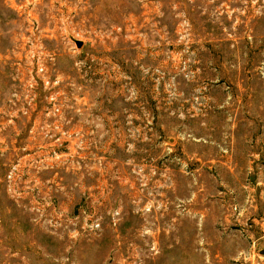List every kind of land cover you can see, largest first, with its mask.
Returning a JSON list of instances; mask_svg holds the SVG:
<instances>
[{"label":"rangeland","instance_id":"rangeland-1","mask_svg":"<svg viewBox=\"0 0 264 264\" xmlns=\"http://www.w3.org/2000/svg\"><path fill=\"white\" fill-rule=\"evenodd\" d=\"M262 251L264 0H0V264Z\"/></svg>","mask_w":264,"mask_h":264},{"label":"water","instance_id":"water-1","mask_svg":"<svg viewBox=\"0 0 264 264\" xmlns=\"http://www.w3.org/2000/svg\"><path fill=\"white\" fill-rule=\"evenodd\" d=\"M75 45L77 48H80L82 46V43L79 41H75ZM261 253L264 254V251H262Z\"/></svg>","mask_w":264,"mask_h":264}]
</instances>
